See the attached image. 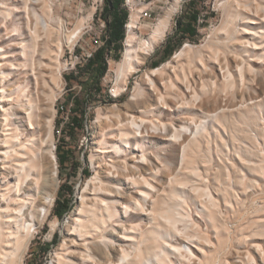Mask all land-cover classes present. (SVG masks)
Here are the masks:
<instances>
[{"label":"rangeland","instance_id":"rangeland-1","mask_svg":"<svg viewBox=\"0 0 264 264\" xmlns=\"http://www.w3.org/2000/svg\"><path fill=\"white\" fill-rule=\"evenodd\" d=\"M173 1L134 0L135 10L145 9L148 12L146 16H139L137 39L148 37ZM8 2L14 7L15 18L21 17L20 20L16 19L18 21H24L26 13L32 15L37 11L38 15H42L50 8L52 27L62 42L78 23L83 24L77 37L64 42L63 49L59 52L57 65L59 76L53 85L56 96L53 151L57 158V146L59 149L67 150L68 158L61 169L56 159L57 178L53 204L49 208L48 218L33 233L23 264L26 262L55 264V249L68 236L72 214L80 206V196L89 194L84 192L87 181L96 173L100 177L107 173L105 167L108 166L104 164L107 165L111 161L108 155L116 154L115 160L132 161L136 157L138 159L141 150L133 149L135 146L133 139L130 146H124L120 139L106 133L111 123L109 118L115 120L116 114L126 118L128 117L126 111H130L131 107L151 108L153 112L150 116L162 120L167 125L165 132H152L150 127L144 128L142 133L144 137L135 141L144 146L143 151L148 161H145L143 166L148 168L149 172H153L150 178L156 189L153 192L156 193L158 190L171 210L179 217L176 227L178 225V231H182L181 233L172 231L170 235H166L163 230H159L160 235L156 236L161 247L168 253L170 264H264V39H256L258 43L261 41L259 48L252 49L251 54H243L242 57L248 65L245 66L244 83L240 84L234 70L241 57L230 53L223 46L228 30L233 27L240 29L246 24L233 22L234 0H193L194 7L200 11V17L198 33L189 39L175 33L176 20L190 2L180 0L164 38L156 44L139 70L130 76L125 89L116 90L113 68L120 58L115 60L116 52L109 50L107 72L102 77L99 88L90 93L80 85L79 80L85 82L87 75L79 74L78 68L103 43L106 36V23L102 14L104 1L8 0ZM261 3L264 4V0ZM248 26L264 28L260 23H251ZM238 36H243V41L250 37L249 34L239 33ZM167 39L169 42L166 50L170 48V56L165 58L164 46ZM14 40L0 23V47L4 53L0 54V67L5 72H8L11 58L8 55L13 49ZM186 43L207 54L212 52L210 46L214 49L221 47L219 60L221 63H224L222 60L225 59L229 61L231 71L235 74V90L227 94L216 92L212 95H202L200 93L202 84L196 71L197 81L194 85L201 95L200 102H196L194 107L184 108L182 106L186 104L180 105L179 101L170 97L168 107L159 108L154 105L158 92L146 88L143 82H140L135 93H142L138 94L136 99L145 101L136 103L135 100H130L133 82L139 80L145 71L174 60L176 52ZM123 48L122 41V50ZM238 49L241 52V48ZM212 61L206 60L207 65L213 67L212 70L207 69L202 73V78L214 79L219 83L223 80L222 72L218 64ZM181 62L186 61L183 59ZM77 74L78 77H74ZM171 74L173 75L172 72ZM71 76L72 79H69ZM153 78L158 82L161 77L156 75ZM72 98L78 104L76 108L79 113L80 110H85L83 116L76 115L79 125L74 129L69 126L73 116ZM199 124H201L199 129H196ZM176 130L180 131L181 135L174 139L172 134ZM113 144L118 145L123 151H111L109 148ZM185 146L187 150H193L187 160L182 159ZM98 154L103 160L101 157L97 158ZM83 169L88 170L86 175L83 174ZM156 170L158 172L154 174ZM61 185L71 186L73 189L71 195H66L67 198L70 196L72 208L62 218H58L53 215V206ZM174 191L175 196L171 198L170 194ZM208 194L216 204L212 206L211 211ZM210 212L213 213L212 216ZM137 216L134 223L139 228L156 224L144 215L138 213ZM44 243L51 245L46 253H43L41 248ZM171 243L189 247L192 262L188 263L185 260L187 258L172 252V247L169 246ZM251 257L254 258L253 261ZM154 264L163 263L154 261Z\"/></svg>","mask_w":264,"mask_h":264},{"label":"bare ground","instance_id":"bare-ground-1","mask_svg":"<svg viewBox=\"0 0 264 264\" xmlns=\"http://www.w3.org/2000/svg\"><path fill=\"white\" fill-rule=\"evenodd\" d=\"M179 1L174 0L148 37L140 40L137 39L136 30L142 10H132L125 23L126 36L122 55L113 68L117 91L125 89L130 76L139 70L156 44L164 38ZM261 1L234 0L233 22L246 24L240 29L233 27L228 30L226 39L223 40L227 51L241 57L234 70L240 84L244 83L245 66L248 65L243 54H251L252 49L259 48L261 41L258 43L256 39H264L263 27L248 26L251 23L264 25V4ZM129 3L133 5L134 0H129ZM13 8L8 0H0L1 26L15 39L12 47L14 50L11 49L8 55L11 56L8 72L0 67V264H23L31 237L48 218L49 208L53 204L57 178V161L52 146L55 140L56 101L53 85L59 76V52L62 51L64 42L77 37L83 25L82 22L78 23L62 42L52 27L50 8L42 15H38L37 11L32 15L26 13L24 21H18L21 17L15 18ZM30 10L32 11L31 7ZM238 33L249 34L250 37L243 41L244 37L238 36ZM1 48L0 54H4ZM209 48L212 52L207 54L189 43L184 44L174 55V60L145 71L139 80L133 82L130 100H135L136 103L145 101L136 99L138 94H142L135 93L140 82L146 88L158 92L154 105L159 108H167L170 97L179 101L180 105L186 104L182 107L188 108L200 102L201 94H227L235 90V74L231 71L229 61L225 59L221 63L219 60L221 47ZM238 48H241V52ZM183 59L186 62H181ZM209 59L218 64L222 72L223 80L219 83L214 79L202 78V73L207 69L212 70L213 66L209 67L206 62ZM196 71L202 84L201 94L194 85L197 81ZM156 75L161 77L158 82L153 78ZM152 105L151 103L150 106ZM130 109L126 111V118L118 114L115 115V120L107 117L111 123L106 133L120 139L124 146H130L134 140L133 149H140V156L127 161L115 160L116 154L108 155L111 161L104 164L108 166L105 167L107 173L103 177L96 173L87 181L84 192L89 194L80 196V206L72 214L68 236L55 249V264L171 263L168 253L161 247L156 236L159 237V230H163L166 235H170L172 231L177 232L179 217L158 190L153 192L156 190L150 181L153 172L143 166L148 161L143 151L144 146L135 141L144 137V128L150 127L152 132H165L167 125L150 116L153 112L151 108ZM180 135L178 130L172 134L174 139ZM104 143L106 144L105 141ZM109 149L123 151L116 144ZM192 153L193 150H187L185 146L182 159L187 160ZM100 157L98 154L97 158ZM100 159L103 160V157ZM193 171L195 172L194 169ZM157 172L158 170L154 174ZM174 196L175 191L170 194L171 198ZM208 197L211 211L216 204L210 194ZM138 213L156 224L139 228L134 223ZM210 214L213 215L212 212ZM169 246L172 247V252L187 258L185 260L188 263L192 262L189 247L185 248L180 243H171ZM253 259L251 257V261Z\"/></svg>","mask_w":264,"mask_h":264},{"label":"trees","instance_id":"trees-1","mask_svg":"<svg viewBox=\"0 0 264 264\" xmlns=\"http://www.w3.org/2000/svg\"><path fill=\"white\" fill-rule=\"evenodd\" d=\"M104 5L102 6L103 20L106 23V36L103 39V43L99 45L92 54L85 60V62L79 66L78 73L87 75L85 82L80 81L82 89L87 90L88 93L96 91L99 88L102 77L105 75L108 69L107 65V55L109 50H114L115 60L120 58V52L122 50V41L125 37V23L128 19L129 12L123 5L124 0H103ZM189 6L182 10L181 16L176 20L175 33L181 35L182 38H194L197 32V25L199 24L200 11L194 7L193 0H189ZM169 39H167V44L164 46V51L166 54L165 58L170 56V48L168 47ZM156 66V65H155ZM154 68V67H153ZM71 76L69 79H72ZM74 77H78V74ZM73 103V108L71 110L73 116L71 124L69 125L71 129H74L76 125H79V119L76 115H84V111L76 108L78 104L74 98L71 99ZM57 161L59 168L61 169L65 164L68 156L67 150L59 149L57 146ZM83 174H87L88 170L83 169ZM73 189L71 186L61 185L55 199V204L53 206V215L62 218L66 212L72 208L70 196L67 198L66 195H71ZM54 229V227L52 228ZM56 239L54 237L53 243ZM51 245L49 243H44L41 245L42 252L46 253L50 249ZM25 264H29L26 262Z\"/></svg>","mask_w":264,"mask_h":264},{"label":"built area","instance_id":"built-area-1","mask_svg":"<svg viewBox=\"0 0 264 264\" xmlns=\"http://www.w3.org/2000/svg\"><path fill=\"white\" fill-rule=\"evenodd\" d=\"M123 5H124V6L126 7V9L128 10L129 15L131 14L132 10L135 9V5H134V4H133V5H130L129 0H124ZM129 15H128V17H129ZM146 15H148V12H147V10L144 9V10L141 12V16H146Z\"/></svg>","mask_w":264,"mask_h":264}]
</instances>
